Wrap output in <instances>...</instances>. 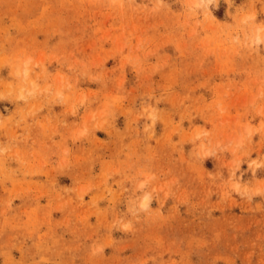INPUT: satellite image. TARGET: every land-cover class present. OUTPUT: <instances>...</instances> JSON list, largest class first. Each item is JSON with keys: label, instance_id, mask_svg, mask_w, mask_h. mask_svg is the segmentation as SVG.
<instances>
[{"label": "rangeland", "instance_id": "374dc122", "mask_svg": "<svg viewBox=\"0 0 264 264\" xmlns=\"http://www.w3.org/2000/svg\"><path fill=\"white\" fill-rule=\"evenodd\" d=\"M263 39L264 0H0V264H264Z\"/></svg>", "mask_w": 264, "mask_h": 264}, {"label": "bare ground", "instance_id": "6f19581e", "mask_svg": "<svg viewBox=\"0 0 264 264\" xmlns=\"http://www.w3.org/2000/svg\"><path fill=\"white\" fill-rule=\"evenodd\" d=\"M203 2H206V1H209V0H202ZM208 3V2H207ZM261 39H260V37H257V42H259ZM264 40V39H263ZM147 205V202H144V206H146Z\"/></svg>", "mask_w": 264, "mask_h": 264}]
</instances>
